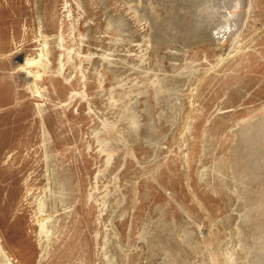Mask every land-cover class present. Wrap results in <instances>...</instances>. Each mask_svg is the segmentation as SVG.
I'll return each mask as SVG.
<instances>
[{"label": "rangeland", "instance_id": "1", "mask_svg": "<svg viewBox=\"0 0 264 264\" xmlns=\"http://www.w3.org/2000/svg\"><path fill=\"white\" fill-rule=\"evenodd\" d=\"M0 264H264V0H0Z\"/></svg>", "mask_w": 264, "mask_h": 264}, {"label": "bare ground", "instance_id": "2", "mask_svg": "<svg viewBox=\"0 0 264 264\" xmlns=\"http://www.w3.org/2000/svg\"><path fill=\"white\" fill-rule=\"evenodd\" d=\"M217 31V30H216ZM224 35V34H223Z\"/></svg>", "mask_w": 264, "mask_h": 264}]
</instances>
